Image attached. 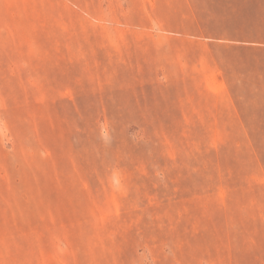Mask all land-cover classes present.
I'll return each instance as SVG.
<instances>
[{
	"label": "rangeland",
	"instance_id": "rangeland-1",
	"mask_svg": "<svg viewBox=\"0 0 264 264\" xmlns=\"http://www.w3.org/2000/svg\"><path fill=\"white\" fill-rule=\"evenodd\" d=\"M264 0H0V264H264Z\"/></svg>",
	"mask_w": 264,
	"mask_h": 264
},
{
	"label": "trees",
	"instance_id": "trees-1",
	"mask_svg": "<svg viewBox=\"0 0 264 264\" xmlns=\"http://www.w3.org/2000/svg\"><path fill=\"white\" fill-rule=\"evenodd\" d=\"M231 34L244 41L255 42L259 45L253 46L254 49L264 52V25H253L244 28L230 30Z\"/></svg>",
	"mask_w": 264,
	"mask_h": 264
}]
</instances>
